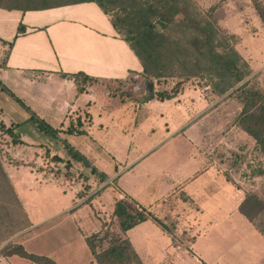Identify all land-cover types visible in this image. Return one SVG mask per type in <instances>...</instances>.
<instances>
[{"label":"rangeland","instance_id":"obj_1","mask_svg":"<svg viewBox=\"0 0 264 264\" xmlns=\"http://www.w3.org/2000/svg\"><path fill=\"white\" fill-rule=\"evenodd\" d=\"M57 1L68 0L51 3ZM181 2L212 22L217 51L236 53L241 70L248 74L240 85L248 81L264 94V0ZM177 37L184 40L182 34ZM123 43L126 64L136 67V56ZM5 56L6 50H0V67ZM135 70L125 80L87 81L89 100L76 107L72 102L62 106L55 96L48 104L42 102L43 91L38 89L31 104L8 81L0 82V264H38L11 254L19 246L56 264H264V153L238 121L243 106L241 92L236 91L240 85L220 94L218 81L200 77L185 83L173 99L149 102L146 81H151L153 93L169 91L176 81ZM31 111L57 129V137L40 132L29 120ZM78 118L86 133L66 134ZM174 120L176 126L171 124ZM15 123H23L15 130L19 144L1 128ZM65 142L90 166L69 157ZM200 157L222 163L229 182L224 198L211 201L204 214L195 200L175 192L178 183L203 166ZM119 168L120 177L115 176ZM100 173L104 181L96 175ZM46 184L39 199L49 201V213L62 206L31 222L23 198ZM126 187L133 190L132 200L138 205L121 198ZM231 187L233 199L228 198ZM248 196L253 197V221L239 211ZM120 199L147 218L134 226L143 231L132 232L137 248L140 243L144 249L136 250L114 215ZM147 227H159L166 236L159 233L156 242L142 241L140 237L155 234Z\"/></svg>","mask_w":264,"mask_h":264},{"label":"crops","instance_id":"obj_2","mask_svg":"<svg viewBox=\"0 0 264 264\" xmlns=\"http://www.w3.org/2000/svg\"><path fill=\"white\" fill-rule=\"evenodd\" d=\"M19 26L25 27L23 33H18ZM123 42L125 41L117 35L109 17L93 2L44 10L0 8V50H6L5 63L0 67V82L8 81L23 97L22 99L31 104L35 102V99H31L35 96L33 91L37 92L38 89L43 91L39 94L42 96V102L48 104L55 96L62 106L70 105L72 102L76 107L77 103L89 100V93L77 94L74 80L63 77L62 73L83 72L99 80H125L136 71L135 69L139 71L137 74L141 72L142 67L137 57L136 67L126 64L127 47ZM84 96H87V99H81ZM178 101L177 99V103ZM180 108L181 114H186V109ZM171 124L176 126L178 123L174 120ZM168 129H171L169 124ZM199 163H203V166L198 168L192 177L185 178L175 186L177 188H174L175 192L184 193L195 200L204 214L211 206V201L224 198L227 188L225 185L229 182L225 180L222 163L202 158ZM122 170L119 168L115 176L120 177ZM37 187L35 190L27 191L26 197L23 198L24 208L31 222L53 214L62 206L49 213V201L39 199L43 195L42 189L48 188V185ZM121 190L123 191L121 194L127 199H133V190L127 187ZM234 192L232 187L228 189L229 199L233 197ZM60 198L62 199L61 196ZM134 199L138 201L136 196ZM134 203L138 205L137 202ZM214 204L215 208H218V202ZM147 228L149 232L155 229V234L140 237L142 241L153 243L157 241V234L164 235L159 227ZM143 230L144 227H133L128 230L129 239L136 250L144 249V246L139 243L137 248L133 234Z\"/></svg>","mask_w":264,"mask_h":264},{"label":"trees","instance_id":"obj_3","mask_svg":"<svg viewBox=\"0 0 264 264\" xmlns=\"http://www.w3.org/2000/svg\"><path fill=\"white\" fill-rule=\"evenodd\" d=\"M52 0H40L37 5H21L10 3L0 8L8 10H44L53 7L93 2L109 17L111 25L117 35L125 41L138 58L142 70L140 75H146L157 80L175 79L169 91L153 93L150 91L147 101L170 100L177 96L185 83L195 78L207 77L221 84L220 94L234 89L240 85L248 75L239 66V59L234 51L220 52L216 46V29L212 22L198 16L191 7L181 0H68L51 3ZM264 19V15H261ZM24 28L19 26L18 33ZM178 34L184 37L180 39ZM220 45V44H219ZM12 46V44H10ZM178 66L179 69H176ZM76 84L77 94L86 92V82L97 80L83 72L73 74L62 73ZM151 82V81H150ZM241 92L243 102L239 115V123L243 130L251 135L262 153H264V94L258 89L249 86L248 81L240 85L236 91ZM26 109L28 106L18 98L16 99ZM29 120L38 130L48 136L57 137L58 130L31 111ZM23 123H15L4 127L14 144L21 143V138L15 131ZM69 135L85 134L82 122L78 118L77 125L70 123L64 130ZM69 157L77 162H84L90 166L77 150L65 142ZM96 173L95 169H91ZM104 181L102 173L96 174ZM252 196L245 198L239 205V211L251 221L256 213L250 208ZM114 215L118 219L123 231H127L147 218L132 203L120 199L116 201ZM107 230V228H106ZM128 249H130L129 245ZM11 254H17L38 264H56L52 259L28 253L21 246L13 248Z\"/></svg>","mask_w":264,"mask_h":264},{"label":"water","instance_id":"obj_4","mask_svg":"<svg viewBox=\"0 0 264 264\" xmlns=\"http://www.w3.org/2000/svg\"><path fill=\"white\" fill-rule=\"evenodd\" d=\"M146 87H147L150 91L153 90V85H152V83H151L150 81H146Z\"/></svg>","mask_w":264,"mask_h":264},{"label":"built area","instance_id":"obj_5","mask_svg":"<svg viewBox=\"0 0 264 264\" xmlns=\"http://www.w3.org/2000/svg\"><path fill=\"white\" fill-rule=\"evenodd\" d=\"M121 198H126L124 195H121Z\"/></svg>","mask_w":264,"mask_h":264}]
</instances>
